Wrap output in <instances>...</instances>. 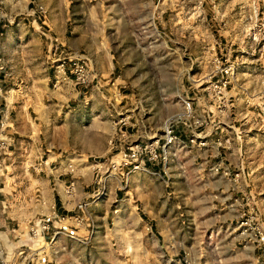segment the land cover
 I'll use <instances>...</instances> for the list:
<instances>
[{"label":"rangeland","instance_id":"374dc122","mask_svg":"<svg viewBox=\"0 0 264 264\" xmlns=\"http://www.w3.org/2000/svg\"><path fill=\"white\" fill-rule=\"evenodd\" d=\"M59 3L69 5L67 18L77 30L99 32L118 65L122 98L94 92L81 99L121 105L108 104L107 120H118L124 145L153 143L160 156L134 155L122 163L111 148L87 157L103 163L82 171L88 180L71 191L57 186L66 212L49 216L37 237L11 212L23 196L15 191L6 199L13 194L4 185L11 175L5 160L0 211L12 216L15 229L0 224V264H264V240H257V231L264 233V0ZM43 37L45 74L52 55ZM215 59L230 63L231 72L224 92L211 96L205 88L218 78L209 76ZM4 81L0 77V97ZM185 95L194 117L210 113L195 128L207 139L202 146L184 142L188 129L180 120L179 139L164 141L165 125L182 111ZM250 163L257 171L254 186L246 183Z\"/></svg>","mask_w":264,"mask_h":264},{"label":"crops","instance_id":"0c3cea01","mask_svg":"<svg viewBox=\"0 0 264 264\" xmlns=\"http://www.w3.org/2000/svg\"><path fill=\"white\" fill-rule=\"evenodd\" d=\"M2 1L7 3L0 5V77L5 80L6 88L0 97V112L7 127L10 150L6 167L11 173L6 174L4 185L13 194L5 197H16L15 191L23 196L21 207L10 206L18 220L31 213L26 197L35 191L52 209L44 207V203L36 204L37 208L49 211L50 215L63 213L66 210L57 186H63L65 192L71 191L85 178L88 180L89 176L83 177L82 171L89 173L103 163L99 158L86 161L87 157L102 156L124 144L118 120L110 124L107 120L108 104L113 107L114 103L108 99H81L89 94L93 96L94 92L104 97L124 96L118 88L117 61L99 32L77 30L78 24L68 20L69 5H61L59 0ZM38 4L45 12L44 19L38 14ZM43 36L49 41L53 36L56 38L59 54L74 53L83 60L86 82L76 83L70 78L52 85L50 65L45 74L41 69ZM6 42L11 48L7 49ZM49 47L48 43V52ZM117 107L121 105L113 108ZM86 118L91 122L84 123ZM252 165L249 164L251 174L246 183L254 186L257 171ZM262 182L260 185H264ZM29 186L32 192L27 194ZM16 187L19 188L15 190ZM8 218L12 216L7 217L0 211V224L7 229L13 225Z\"/></svg>","mask_w":264,"mask_h":264},{"label":"built area","instance_id":"2783aa9c","mask_svg":"<svg viewBox=\"0 0 264 264\" xmlns=\"http://www.w3.org/2000/svg\"><path fill=\"white\" fill-rule=\"evenodd\" d=\"M37 8H39V10H42V7L40 5H37ZM55 41L56 40L53 39H50L49 41L50 53L52 55V85L59 84L62 79L70 78H72L73 81L76 83L86 82L87 70L85 68V63L83 62V60L80 59V57H78L74 53L64 52L62 54H59V52H57L58 47ZM55 51L57 52L56 54H54ZM215 60L216 62L214 65V69L209 76L217 75L218 78L210 81V88H205V93L208 94L211 91V96H213L214 94L218 96L219 93L224 92L226 83L228 82L226 77L231 72L230 63H220L218 59ZM181 100L182 111L180 113H177L176 116L172 117L165 125V131L163 134L164 141L165 143H170L179 139L180 130L179 128H177V121L180 120L182 122V126L188 129L184 142L190 145L202 146L207 142V139L204 137L203 134H199L198 131L195 130V128L199 127L201 124L207 123L210 118V113L209 111H205V113H202L201 117H194L191 107V97L185 95L181 98ZM5 127V117L0 115V164H3L5 160H7V157L9 155L8 151L10 150L9 139L7 137V131ZM119 134L124 135V130L119 129ZM235 138L240 140V130L235 133ZM212 143H215V145L218 146L221 144V140L216 137L212 140ZM117 150L121 155L122 163H125L128 158L134 155L145 154L146 158L154 160H157L160 156V153L156 150V144L153 143L142 144L140 142H133L131 144H123V146H120ZM217 166L218 165H214V169H217ZM21 200L18 201V205H16V207H21ZM26 200L30 201L31 213L27 217H22V219L26 221V231L32 237H37L39 234H41V232H43L44 229H47L49 227L48 220L49 216L51 215L49 212L46 213L40 208H37L36 204L44 203V198L39 194L38 191H35L31 195L27 196ZM54 216H57V214H55ZM16 220H18V218H16ZM18 221H21V219ZM10 229H15V226H11ZM257 232V240H264V233H262L260 230H258ZM28 260L29 259H26L25 263H29Z\"/></svg>","mask_w":264,"mask_h":264}]
</instances>
